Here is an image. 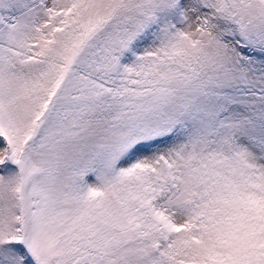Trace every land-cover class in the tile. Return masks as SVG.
I'll use <instances>...</instances> for the list:
<instances>
[{
  "label": "snow or ice",
  "instance_id": "1",
  "mask_svg": "<svg viewBox=\"0 0 264 264\" xmlns=\"http://www.w3.org/2000/svg\"><path fill=\"white\" fill-rule=\"evenodd\" d=\"M0 264H264V0H0Z\"/></svg>",
  "mask_w": 264,
  "mask_h": 264
}]
</instances>
